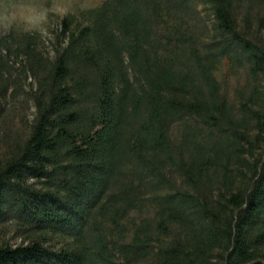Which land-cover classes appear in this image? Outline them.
Segmentation results:
<instances>
[{
  "label": "trees",
  "instance_id": "trees-1",
  "mask_svg": "<svg viewBox=\"0 0 264 264\" xmlns=\"http://www.w3.org/2000/svg\"><path fill=\"white\" fill-rule=\"evenodd\" d=\"M243 2L103 0L59 22L51 57L10 36L35 112L0 160V226L27 239L0 264H264V44Z\"/></svg>",
  "mask_w": 264,
  "mask_h": 264
},
{
  "label": "rangeland",
  "instance_id": "rangeland-1",
  "mask_svg": "<svg viewBox=\"0 0 264 264\" xmlns=\"http://www.w3.org/2000/svg\"><path fill=\"white\" fill-rule=\"evenodd\" d=\"M103 0H0V41L12 45L9 67L2 82L8 85V92L2 98L0 114V160L4 158L10 146L22 142L28 135L31 120L34 115V105L29 94L33 92L36 83L25 73V59L16 51L17 43L13 37L23 33H34L38 36V49L45 56L53 55L56 38L59 34V22L65 17H71L76 22L81 20L85 10L101 5ZM248 17L251 30L258 31L264 44V9L262 5L253 2L251 5L244 0L238 11L240 25L244 16ZM263 18V22L261 19ZM15 55V56H14ZM220 82L222 92L233 97V91L243 83V75L234 77L228 75L227 61L224 60L215 72ZM180 125L175 124L171 129V137L176 140ZM131 214V217H138ZM67 240L56 236H47L46 245L54 249L65 246ZM26 244L25 234L18 230L14 223L0 226V247L9 245L15 247Z\"/></svg>",
  "mask_w": 264,
  "mask_h": 264
}]
</instances>
